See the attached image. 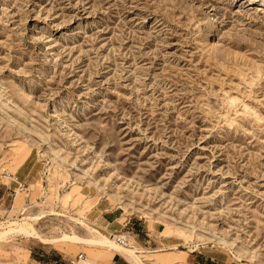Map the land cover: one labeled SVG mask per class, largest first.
Listing matches in <instances>:
<instances>
[{
  "label": "rangeland",
  "instance_id": "rangeland-1",
  "mask_svg": "<svg viewBox=\"0 0 264 264\" xmlns=\"http://www.w3.org/2000/svg\"><path fill=\"white\" fill-rule=\"evenodd\" d=\"M105 211L135 250L264 264V0H0V223L126 236ZM96 249L14 234L0 264Z\"/></svg>",
  "mask_w": 264,
  "mask_h": 264
},
{
  "label": "bare ground",
  "instance_id": "bare-ground-1",
  "mask_svg": "<svg viewBox=\"0 0 264 264\" xmlns=\"http://www.w3.org/2000/svg\"><path fill=\"white\" fill-rule=\"evenodd\" d=\"M41 214V213H40ZM31 221H36L37 218L30 219ZM81 225L87 229V231L91 234L90 237L88 238H82L78 237L74 234L72 235H61L60 238L58 239H47V238H41L39 237L36 232L33 229V226L30 223H20V222H7L5 224L0 223V241L6 240L8 235H14V234H22L23 237L25 236L26 238H34L38 240L40 243L43 245H55L60 242H66L70 246H75L79 248H100V249H105L109 250L112 252H118L122 254L131 264H145L144 261L142 260V257L144 255L153 258L156 255H159V253L164 252L165 250L163 249H158V250H143V249H138L135 250V247H138L137 243L134 241V239L131 236H115L114 240L109 239L108 237L102 235L100 232L97 230L93 229L86 223H81ZM121 237L125 239L130 240V247H123L119 243H117L116 238ZM173 251L176 250L175 248H171L168 251ZM178 250V249H177ZM189 253H195L198 248L196 245L190 247L188 249ZM108 251V252H109ZM234 259L237 262H241L238 258L234 257ZM156 261L155 257L152 259ZM234 260V261H235ZM235 261V262H236ZM157 262V261H156ZM88 264L89 263L88 260Z\"/></svg>",
  "mask_w": 264,
  "mask_h": 264
},
{
  "label": "crops",
  "instance_id": "crops-1",
  "mask_svg": "<svg viewBox=\"0 0 264 264\" xmlns=\"http://www.w3.org/2000/svg\"><path fill=\"white\" fill-rule=\"evenodd\" d=\"M103 220L104 224L107 225L110 228L115 229V231H121L124 228H127L129 231L128 233H123L128 236H130L131 233L135 234H142L144 232V225L141 223L134 222L131 218L129 217H124L123 214H117L115 212H104L103 214ZM119 229V230H118ZM96 249V252H99L97 258H95V261L93 264H131L122 254L118 252H112L109 250L103 249ZM109 251V252H108ZM167 250L164 252L159 253L158 256H156V260L158 261L157 264H217V262L214 261L213 258H203L204 256H201L202 254H192L191 256H181L179 252L175 250H171L173 253L171 256L165 258L163 253H165ZM51 253V252H45V254H41L40 252H34V264H58L62 263L61 259H70L63 257L61 254H58V252ZM83 253L79 252L78 254ZM76 254V255H78ZM84 254V253H83ZM61 258H59L60 256ZM75 255V256H76Z\"/></svg>",
  "mask_w": 264,
  "mask_h": 264
},
{
  "label": "built area",
  "instance_id": "built-area-1",
  "mask_svg": "<svg viewBox=\"0 0 264 264\" xmlns=\"http://www.w3.org/2000/svg\"><path fill=\"white\" fill-rule=\"evenodd\" d=\"M116 241H117V243H119L123 247H130L131 246L129 239L117 237ZM65 264H88V258L85 254L80 253V254L74 256L73 258L68 259L65 262Z\"/></svg>",
  "mask_w": 264,
  "mask_h": 264
}]
</instances>
